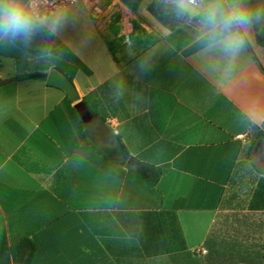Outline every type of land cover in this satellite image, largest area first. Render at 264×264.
Returning a JSON list of instances; mask_svg holds the SVG:
<instances>
[{
  "label": "crops",
  "instance_id": "1",
  "mask_svg": "<svg viewBox=\"0 0 264 264\" xmlns=\"http://www.w3.org/2000/svg\"><path fill=\"white\" fill-rule=\"evenodd\" d=\"M162 6L170 5L71 6L42 55L0 43V81L9 80L0 84V264H14L11 248L23 238L35 245L32 264H207L212 232L264 258V48L255 22L228 67L197 32L180 30L187 21L163 23ZM46 43V33L34 41ZM57 66L76 68L75 98L48 77L13 80L53 71L66 79ZM136 162L162 169L156 186ZM221 214L228 219L217 228ZM241 215L251 217L245 232Z\"/></svg>",
  "mask_w": 264,
  "mask_h": 264
},
{
  "label": "clouds",
  "instance_id": "2",
  "mask_svg": "<svg viewBox=\"0 0 264 264\" xmlns=\"http://www.w3.org/2000/svg\"><path fill=\"white\" fill-rule=\"evenodd\" d=\"M181 19L195 21L197 43L205 52H218L228 67L235 65L245 50L253 22L264 13L248 7L245 0H166ZM66 13L48 12L43 0H0V43L28 50L41 33L56 36ZM130 43V34L125 33ZM46 52L47 50H42Z\"/></svg>",
  "mask_w": 264,
  "mask_h": 264
},
{
  "label": "trees",
  "instance_id": "3",
  "mask_svg": "<svg viewBox=\"0 0 264 264\" xmlns=\"http://www.w3.org/2000/svg\"><path fill=\"white\" fill-rule=\"evenodd\" d=\"M252 9L255 10V8ZM158 17L171 29H174L176 25H179L180 23H185L187 21L186 18H178L171 11L170 6H162L161 13L158 15ZM52 40L53 36L48 35V43H46V50L49 49ZM256 42L259 46L264 48V31H259L258 28L256 34ZM33 46L37 48V54L42 55L46 53L42 51L45 50V48H39L34 43ZM51 52H53V49L51 50ZM73 60L76 62V59ZM64 68L57 66V70L62 73L66 77L68 82L74 86V76L76 73V68L73 66H65ZM47 77L48 75L46 73H26L14 77L13 80L46 81ZM67 100L72 101V99L68 96ZM134 170L136 173L142 176L150 186H156L163 173L162 169L160 168H156L151 165L143 164L140 162L135 163ZM205 245L209 249V252L205 257V261L207 264H261L262 260L264 259L260 250H248V248H242L241 246H238L232 242L223 240L217 242L213 232L207 238ZM11 252L14 258V264H32L35 254V245L31 240L23 238L19 240L16 245L12 246Z\"/></svg>",
  "mask_w": 264,
  "mask_h": 264
},
{
  "label": "rangeland",
  "instance_id": "4",
  "mask_svg": "<svg viewBox=\"0 0 264 264\" xmlns=\"http://www.w3.org/2000/svg\"><path fill=\"white\" fill-rule=\"evenodd\" d=\"M246 4L248 5L249 8L254 7L255 10L261 11L262 13H264V0H245ZM256 27L259 29V31H264V15L261 16V18L259 20L254 21ZM180 30H184V32H197V26L195 21H189L187 20V24H184L180 27ZM228 215L226 214H221L218 220L219 225H217V228L222 227L225 222L227 221ZM233 219V215L230 216ZM250 219L251 217L246 216V215H241L240 217H238V220L242 223H240V225H242V231L245 232L246 227L244 228V226H247L246 223H244L246 221V219ZM231 219V220H232ZM246 234H248L249 239H251V242H255L256 240L259 239L258 235L253 232V230L248 231L246 230Z\"/></svg>",
  "mask_w": 264,
  "mask_h": 264
},
{
  "label": "built area",
  "instance_id": "5",
  "mask_svg": "<svg viewBox=\"0 0 264 264\" xmlns=\"http://www.w3.org/2000/svg\"><path fill=\"white\" fill-rule=\"evenodd\" d=\"M98 0H43V8L45 11L52 12L56 9L65 10L71 6L77 5V4H93L97 2ZM114 1V0H113ZM109 126L114 128L115 124L111 120L109 121ZM237 139L246 141L249 139L248 134H239L237 136ZM195 254L197 255H205L207 254V250L205 248H197L195 251Z\"/></svg>",
  "mask_w": 264,
  "mask_h": 264
},
{
  "label": "water",
  "instance_id": "6",
  "mask_svg": "<svg viewBox=\"0 0 264 264\" xmlns=\"http://www.w3.org/2000/svg\"><path fill=\"white\" fill-rule=\"evenodd\" d=\"M8 81L9 80H1L0 84H2L4 82H8ZM48 83L51 85L59 86V87L63 88L66 92H68L70 94V96H72L73 98L76 97L75 87L71 83H69L65 78L60 76L56 71H53L49 74ZM78 108L81 111V113L83 115H85V110L83 109V105L80 104L78 106Z\"/></svg>",
  "mask_w": 264,
  "mask_h": 264
}]
</instances>
